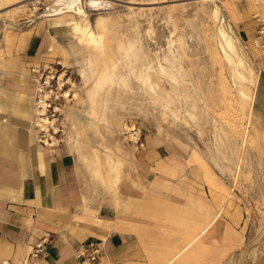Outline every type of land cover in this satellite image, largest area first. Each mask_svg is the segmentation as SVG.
I'll return each instance as SVG.
<instances>
[{"label":"rangeland","instance_id":"1","mask_svg":"<svg viewBox=\"0 0 264 264\" xmlns=\"http://www.w3.org/2000/svg\"><path fill=\"white\" fill-rule=\"evenodd\" d=\"M68 1L0 0V88L32 81L24 46L46 34L85 182L142 191L149 223L130 264H264V12L251 0ZM103 71L112 79L98 84Z\"/></svg>","mask_w":264,"mask_h":264},{"label":"crops","instance_id":"2","mask_svg":"<svg viewBox=\"0 0 264 264\" xmlns=\"http://www.w3.org/2000/svg\"><path fill=\"white\" fill-rule=\"evenodd\" d=\"M241 29L248 37L254 34L250 26ZM46 44L47 36L41 32L27 39L24 50L29 63H44ZM23 81L33 87L29 79ZM26 85L19 91L0 88V264H75L76 248L89 239L100 241L99 263L135 262L140 256L139 232L149 223L140 209L145 203L137 201L143 197L141 189L122 184L120 197L94 189L85 182L69 140L45 148L29 133L27 118L10 115L11 123L3 116L12 106L3 104L1 96L11 100L13 94L29 104L25 112L30 114ZM161 150V146L154 150L159 157L165 156ZM155 177L140 179L142 187L152 186ZM39 241L41 252L29 257Z\"/></svg>","mask_w":264,"mask_h":264},{"label":"built area","instance_id":"3","mask_svg":"<svg viewBox=\"0 0 264 264\" xmlns=\"http://www.w3.org/2000/svg\"><path fill=\"white\" fill-rule=\"evenodd\" d=\"M256 33L253 38L257 45L264 46V14H256ZM33 82L32 125L36 140L44 147H55L65 140L66 79L53 63H34L29 65ZM43 248L39 241L28 256L35 258ZM102 247L100 241H83L75 250V264H98Z\"/></svg>","mask_w":264,"mask_h":264},{"label":"bare ground","instance_id":"4","mask_svg":"<svg viewBox=\"0 0 264 264\" xmlns=\"http://www.w3.org/2000/svg\"><path fill=\"white\" fill-rule=\"evenodd\" d=\"M248 1V0H247ZM252 2H253V6H255L256 8H259V12H264V0H251ZM62 2V1H61ZM75 1H73V0H70V1H68L67 2V5H71V4H73ZM70 7V6H69ZM72 7V6H71ZM70 7V8H71ZM61 9H69V8H67V7H62ZM72 9V8H71ZM70 10V9H69ZM257 14H259V13H257ZM264 14V13H263ZM256 15V14H255ZM253 42H254V40H253ZM228 45V44H227ZM254 45L255 46H258L256 43H254ZM229 46V45H228ZM230 46L233 48V46H234V44H233V46L231 45V42H230ZM233 51H234V49H233ZM109 68H110V66H109ZM162 68V67H161ZM108 69V68H107ZM112 69V68H111ZM106 70V69H105ZM109 70V69H108ZM250 71V70H249ZM107 72V71H106ZM109 72H110V70H109ZM112 73V72H111ZM145 73V72H144ZM143 76V75H142ZM98 77V76H97ZM147 77V76H146ZM145 77V78H146ZM111 77H110V75L108 74V73H105L104 71L101 73V75H100V77H99V80H98V82L97 81H95V83L97 82L98 84H102L103 82H106L107 80H109ZM143 78V77H142ZM144 78V79H145ZM150 78V77H149ZM112 79V78H111ZM96 80V79H95ZM149 81V80H148ZM144 82V81H143ZM147 82V81H146ZM107 83V82H106ZM95 85V84H94ZM95 86H97V85H95ZM95 86H93V87H95ZM101 86V85H100ZM97 88V87H96ZM96 88H93V89H96ZM24 89H27L26 90V95H25V100H26V97L27 96H29V103H30V105H31V107H32V104H33V87L30 85V84H28V85H26L25 86V88ZM30 89H32V92H30ZM98 89V88H97ZM67 92V91H66ZM66 92H65V95H66ZM6 96L7 95H9V94H5ZM9 102H11V103H13L12 102V100L11 101H9ZM15 102V101H14ZM13 105V104H12ZM26 110H23L22 108H20V106L19 105H14L12 108H10V109H7L6 110V113L7 112H12L13 114H15V115H17V116H22V117H24V118H27L28 120H29V126H28V131H29V133L30 134H32L33 136L35 135V131H34V129H33V125H32V112H30V114L29 115H27V113L25 112ZM28 111V110H27ZM32 111V110H31ZM99 264H101V263H99Z\"/></svg>","mask_w":264,"mask_h":264}]
</instances>
